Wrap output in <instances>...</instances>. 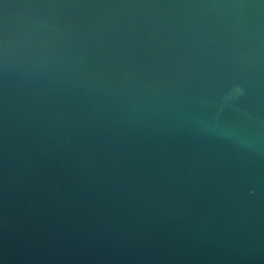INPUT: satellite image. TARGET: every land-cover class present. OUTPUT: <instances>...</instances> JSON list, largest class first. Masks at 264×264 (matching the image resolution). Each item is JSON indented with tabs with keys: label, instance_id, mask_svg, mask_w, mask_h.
Segmentation results:
<instances>
[{
	"label": "water",
	"instance_id": "1",
	"mask_svg": "<svg viewBox=\"0 0 264 264\" xmlns=\"http://www.w3.org/2000/svg\"><path fill=\"white\" fill-rule=\"evenodd\" d=\"M0 264H264V0H0Z\"/></svg>",
	"mask_w": 264,
	"mask_h": 264
}]
</instances>
